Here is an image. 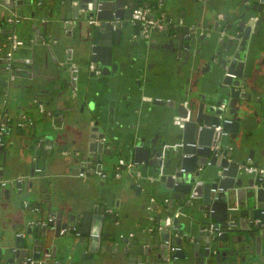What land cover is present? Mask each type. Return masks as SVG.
Wrapping results in <instances>:
<instances>
[{"label": "water", "instance_id": "1", "mask_svg": "<svg viewBox=\"0 0 264 264\" xmlns=\"http://www.w3.org/2000/svg\"><path fill=\"white\" fill-rule=\"evenodd\" d=\"M140 1L0 0L12 13L39 18L34 42L19 35L24 46L46 42L55 56L60 39L49 42L51 19L76 39L68 40L58 90L3 104L0 264H101L112 250L122 264H264V174L248 169L258 148L264 157V0H170L159 7L164 1L153 0L152 17L169 19L148 36L133 10L152 0ZM96 16L101 22H91ZM13 32L0 29L9 42L0 43L7 95L10 77L26 74L16 69L18 54L8 56ZM79 47L89 66L102 69L90 71V82L81 71L73 79ZM154 59L170 70L160 86L147 84ZM100 79L105 92L97 103L89 96ZM147 111L161 121L154 133L141 123ZM68 125L80 137L70 150ZM66 174L105 202L64 197L57 185ZM119 190L141 200L135 230L130 213L122 216L110 201Z\"/></svg>", "mask_w": 264, "mask_h": 264}, {"label": "crops", "instance_id": "2", "mask_svg": "<svg viewBox=\"0 0 264 264\" xmlns=\"http://www.w3.org/2000/svg\"><path fill=\"white\" fill-rule=\"evenodd\" d=\"M184 7L182 5L179 6V8ZM11 8V7H10ZM9 7L2 6L0 4V29L5 28V30L9 31L12 28L14 29V32L17 33L18 35L22 36L26 40H30L32 42L35 41L34 37V30L33 26L35 24V20H38L39 18H24L23 17V22L21 23H11L8 20V17L12 16V11ZM177 12V11H176ZM10 15V16H9ZM57 18V17H55ZM25 19V20H24ZM27 19V20H26ZM42 20V19H41ZM52 21L49 23L48 27H50V32L48 33V39L49 42L50 40L54 39L55 37L60 39L58 43H55V45L52 47L54 55L48 54L46 50L47 43L44 42L41 45L37 44H29V45H22L21 47L16 50V53L18 56L16 59H19L20 62H17L16 69H22L25 66L26 62L24 60L29 57L31 58L32 62L29 64L30 67L32 68V71H25L26 74L20 75V76H12L10 77L14 81V85H10V93L7 95L5 92V87L6 86H1L0 85V116L3 118L6 115L5 112V104L9 103H14L15 99L17 98L18 95L20 94H25L26 101L31 102V101H37L36 96L39 97L41 94L40 90L42 88H47L49 89H57L58 86L61 83L62 77L65 75V73L62 71L64 67V61L67 59V53L66 51L68 50V40H72L73 43L76 42V39L70 38L66 34H64L63 26L59 30V25L56 23V19H51ZM41 26V25H39ZM43 27V25H42ZM8 33V32H7ZM0 43H9L8 41H4L2 38V33L0 34ZM55 38V39H56ZM29 41V42H30ZM36 46V47H35ZM55 47V48H54ZM88 58H90V55L88 53H85L81 47L77 50L73 51V56H72V63L77 62L81 65L82 71H81V78L83 81L90 82L89 80H92L93 76L90 74V68H89V63ZM71 62V60H70ZM152 62V66L149 71V77L151 78L150 81H147V84L152 86H160L162 85V81L165 80L164 77L168 74L169 68H165L162 64L161 61L154 59V61L150 60ZM19 66V67H18ZM27 73L30 74L31 77L27 75ZM9 78V80H10ZM99 78V77H97ZM102 81L97 80L96 82L93 83L92 85V90L90 91V96L89 99L91 98L92 100H96L97 103L99 102V99L101 98V95H104V88L98 86V82ZM85 89H90L89 85L86 83L85 84ZM4 96H6L7 100L4 99ZM35 96V97H34ZM45 102V101H44ZM43 102V103H44ZM4 104V105H3ZM3 105V106H2ZM29 107L27 106V109L25 112H27L30 116H33L36 118V113L31 112V110L28 109ZM88 108V105L85 106V109ZM141 123L148 128V126H151L152 129H148L150 133H154L155 130H158L159 126L161 125V121L152 113L147 111V114H143V119L141 120ZM148 125V126H147ZM79 129L77 127H72V126H67L66 129V137L67 141L65 144H68L67 148L70 150L72 147H74L75 144L79 141ZM67 150V151H68ZM65 152V151H64ZM250 160V159H249ZM258 160L260 161V164L263 165L264 162V157L260 153V149L258 148L255 152V157L254 160L251 159V161ZM66 179H60L59 180V185H57L60 189V192L64 195V197L68 198L70 201L74 202L75 200L78 202H82L84 196L92 197L93 195V202L94 203H103V198H99L97 196V191L91 189L88 190L86 187L83 186H76L73 184V179L67 177V174L65 175ZM64 176V177H65ZM58 187L56 188V192L58 190ZM118 194H115L114 196L110 197V201L116 206L118 209H120L122 216L125 217V214L130 213V219L132 221L128 222L130 219L127 218V223L129 224V229L135 230V226H137L138 221L134 222V218H136L137 213H138V208L140 205V199L138 196H135V191L131 190L128 197V195L124 194L122 195L121 190L118 191ZM57 194V193H56ZM129 198H133V200H130ZM132 203V204H131ZM85 201H83L80 205H84ZM90 206V203L86 204ZM92 206V205H91ZM118 252L115 250H112L110 254V258L101 264H122L119 262V259H117Z\"/></svg>", "mask_w": 264, "mask_h": 264}, {"label": "built area", "instance_id": "3", "mask_svg": "<svg viewBox=\"0 0 264 264\" xmlns=\"http://www.w3.org/2000/svg\"><path fill=\"white\" fill-rule=\"evenodd\" d=\"M133 13H134L133 20L135 21L134 23L140 24L142 33L145 36H148L150 34L151 29L154 27H159L160 29H163L166 27V24H167L166 18H164L162 16L161 17L160 16L159 17H152V15H151L152 13L150 11V8H148V7H137L134 9ZM23 17L24 16L20 15L19 13L13 12L12 16H10V18H9V21L11 23H21L23 21ZM91 22L99 23V22H101V20L98 19L96 16V17H92ZM10 37H11L12 43H11V47L8 51V56L12 58V57H14L16 50H18V48L23 45L24 40H22L19 37V35L15 32H13ZM25 62H26V64H30L32 62V60H31V58L27 57L25 59ZM10 68H14L13 63H11ZM89 68L92 71L96 70L97 73H100L102 71V69H100L98 67L97 63H94V62H91ZM72 70H73L72 73H74L73 79L78 80L79 79V73H80V71H82L81 65L77 62H73L72 63ZM191 115L192 114L190 112L187 116V119H190ZM184 120H186V119L182 118L180 116H177L175 122L183 125ZM3 125H4V123L0 124V127H1L0 129H2L4 127ZM124 162H125V160L122 161V164H124ZM248 169L249 170L256 169V171L259 174H261V175L264 174V166H255L251 160L249 161ZM66 230H67L66 228H62L61 232L62 233L66 232ZM33 262H35V261H33Z\"/></svg>", "mask_w": 264, "mask_h": 264}, {"label": "flooded vegetation", "instance_id": "4", "mask_svg": "<svg viewBox=\"0 0 264 264\" xmlns=\"http://www.w3.org/2000/svg\"><path fill=\"white\" fill-rule=\"evenodd\" d=\"M162 1H164V2L161 3V4L159 3L157 7H159V6H164V4H165V3H168L170 0H157V2H162ZM140 2L143 3V2H145V1H144V0H141ZM177 2H178V1H177ZM154 4H155V1L152 0L151 3H150V6H148V5H146V4H139V5H137L135 8H137V7H148V8H150V11H151V13H152L153 11H156V8L154 7ZM180 5H181V4H180ZM180 5H179V6H180ZM182 6H184V5H182ZM135 8H134V9H135ZM181 8H182V7H181ZM181 8H180V9H181ZM133 11H134V10H133ZM151 15H152V14H151ZM220 15L223 16V14H220ZM9 16H10V15H9ZM159 16L161 17V15H158V17H159ZM9 18H10V17H8V20H9ZM164 18H166V20L169 19L168 13L164 15ZM254 20H256V18H254ZM262 31H263L262 34L264 35V27H263ZM10 36H11V34H9L6 38H11ZM40 106H41V108H44V107H45L44 103H41ZM1 124H2V123H1ZM19 124L22 125L21 127H23L24 125L28 127L27 119H24V121H20ZM23 124H24V125H23ZM3 126H4V127H3L2 129H0L1 132L4 131V130L6 129V125H5V123H4ZM25 126H24V127H25ZM75 126H76V124H75ZM24 127H23V128H24ZM82 174H84V173H83V172L80 173V175H82Z\"/></svg>", "mask_w": 264, "mask_h": 264}, {"label": "rangeland", "instance_id": "5", "mask_svg": "<svg viewBox=\"0 0 264 264\" xmlns=\"http://www.w3.org/2000/svg\"><path fill=\"white\" fill-rule=\"evenodd\" d=\"M22 70H25V71H26V70H27V71H32V68H31V67H27V68H23ZM25 71H24V72H25ZM27 74L30 75L29 73H27ZM17 76H20V75H17ZM22 102H23V101H22ZM24 102H25V101H24ZM24 102H23V103H24Z\"/></svg>", "mask_w": 264, "mask_h": 264}]
</instances>
